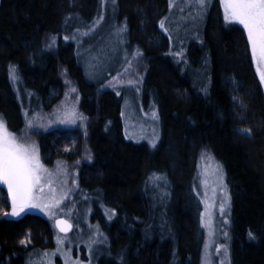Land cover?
<instances>
[{
	"label": "trees",
	"instance_id": "trees-1",
	"mask_svg": "<svg viewBox=\"0 0 264 264\" xmlns=\"http://www.w3.org/2000/svg\"><path fill=\"white\" fill-rule=\"evenodd\" d=\"M119 3L118 19L133 39L131 45L141 47L151 63L144 81L159 106L157 148L126 137L121 98L113 91L101 94L87 82L75 43L64 39L73 16L79 11L96 16L99 0H0V113L17 129L21 104L11 67L43 98L51 90L62 93L63 70L76 73L85 111L95 118L90 124L94 158L83 164L80 184L100 199L93 197L95 215L110 242L103 264H202L206 232L196 174L205 150L225 170L234 264H264V85L246 29L226 23L216 2L203 36L187 48L186 64L174 58L160 27L168 0ZM191 67L208 70L207 81L195 80L197 75L187 73ZM73 131L80 153L84 138ZM73 141L69 130L41 134L42 159L52 164ZM168 186L170 194L165 195ZM11 203L0 184V209ZM52 232L49 219L38 213L18 219L0 216V264H24L21 245H27L26 238L49 239Z\"/></svg>",
	"mask_w": 264,
	"mask_h": 264
},
{
	"label": "rangeland",
	"instance_id": "rangeland-1",
	"mask_svg": "<svg viewBox=\"0 0 264 264\" xmlns=\"http://www.w3.org/2000/svg\"><path fill=\"white\" fill-rule=\"evenodd\" d=\"M119 1L99 0L96 16L79 11L69 23L73 27L64 34V39L75 43L87 82L97 86L101 94L113 91L121 98L120 116L126 137L157 148L161 141L159 106L155 94L146 91L144 81L151 63L141 47L131 45L133 39L118 19ZM168 1L169 10L160 27L169 37L170 50L177 62L189 63L187 48L203 36L208 17L217 2L226 23H237L246 29L264 85V0ZM86 19L90 21L86 22ZM187 73L197 75L195 80L200 83L207 81L208 70L191 67ZM20 77L15 68L10 71L22 118L14 121L16 129L10 125L7 116L0 113V147L13 149L28 163L33 180L32 199L22 207L11 203L9 208H1L0 216L9 212L12 217H21L34 212L49 219L54 228L59 217L73 223L74 231L69 234L55 230V244L42 248L33 261L30 257V264H103L102 256H109L110 242L104 225L95 215L93 197L100 199L83 190L80 184L83 164L91 163L94 158L90 124L95 119L85 111L88 105L81 92L80 79L76 73L63 70L60 76L62 93L51 90V95L43 98L39 92L28 88ZM50 129L69 130L74 140L63 157H58L52 164L45 157L42 159L40 144L41 134ZM73 130H78L84 138L80 153L75 149L78 135ZM198 162L196 188L203 201L206 232L202 264H234L229 229L231 197L225 170L212 152L206 150ZM169 187L164 191L165 195L170 194ZM105 213L111 215L107 209Z\"/></svg>",
	"mask_w": 264,
	"mask_h": 264
},
{
	"label": "water",
	"instance_id": "water-1",
	"mask_svg": "<svg viewBox=\"0 0 264 264\" xmlns=\"http://www.w3.org/2000/svg\"><path fill=\"white\" fill-rule=\"evenodd\" d=\"M0 184L7 190L13 205H27L33 191L31 169L24 158L7 146L0 147ZM56 224L61 233L69 234L73 231V223L59 217Z\"/></svg>",
	"mask_w": 264,
	"mask_h": 264
},
{
	"label": "flooded vegetation",
	"instance_id": "flooded-vegetation-1",
	"mask_svg": "<svg viewBox=\"0 0 264 264\" xmlns=\"http://www.w3.org/2000/svg\"><path fill=\"white\" fill-rule=\"evenodd\" d=\"M92 123V122H91ZM81 136L83 137V135L81 134ZM83 147V143H82V146H81V148H80V152L82 151V148ZM32 197V196H31ZM32 199V198H31ZM31 199H30V201H31ZM29 201V202H30ZM15 206V205H14ZM15 207H22V206H15ZM10 210V209H9ZM24 216V215H23ZM6 219H18V218H20V217H12L11 215H10V213L8 212L7 214H6ZM22 217V216H21ZM57 220V219H56ZM52 225V224H51ZM57 228V229H56ZM56 228H54L53 227V225H52V229H53V232L55 231V230H58L59 232H61L59 229H58V226H57V224H56ZM74 231V230H73ZM53 232H52V237L50 238L49 237V239L47 240V242L46 241H44V240H40V241H37V240H35L34 239V237H33V234H31V236L29 237V238H26V241H27V245H21V249H22V251L24 252V254H23V258H24V264H26V263H29L30 264V261H33V259L34 258H36L37 256H38V254H40L42 251H41V249L42 248H45V247H47V246H50V247H52L54 244H55V241L53 240ZM63 234V233H62ZM32 258V260H30L31 258ZM60 258V257H59ZM30 260V261H29ZM57 263H58V261H57ZM59 264H61V263H59Z\"/></svg>",
	"mask_w": 264,
	"mask_h": 264
},
{
	"label": "bare ground",
	"instance_id": "bare-ground-1",
	"mask_svg": "<svg viewBox=\"0 0 264 264\" xmlns=\"http://www.w3.org/2000/svg\"><path fill=\"white\" fill-rule=\"evenodd\" d=\"M75 52H76V51H75ZM76 57H77V56H76ZM11 70H12V69H11ZM10 79H11V78H10ZM14 91H15V90H14ZM15 92H16V91H15ZM16 94H17V93H16ZM58 97H60V96H57V98H58ZM55 98H56V97H55ZM19 101H20V100H19ZM121 117H122V115H121ZM121 121H122V120H121ZM125 139H126V138H125ZM67 147H68V146H67ZM64 149H65V147H64ZM54 159H55V158H54ZM152 175H153V174H152ZM151 177H152V176H150V179H152ZM164 180H165V179H164ZM150 181H151V180H150ZM152 183H153V181H152ZM155 183H156V182H155ZM155 183H153L154 185L151 184V185H152V188L155 187ZM156 184H157V183H156ZM164 184H165V183H164ZM163 186H164V185H163ZM147 187H148V186H147ZM150 187H151V186H150ZM164 187H165V186H164ZM155 188L157 189V187H155ZM172 189H173V188H172ZM172 189H171V190H172ZM157 190H158V189H157ZM89 191H90V190H89ZM91 191H92V190H91ZM171 192H173V190H172ZM89 193H90V192H89ZM152 193H153V192H152ZM92 194H93V193H92ZM94 194H96V193H94ZM153 194H154V193H153ZM171 196H172V195H171ZM171 196H170V197H171ZM157 197H158V195H157ZM89 198H90V197H89ZM91 198H92V197H91ZM154 198H155V196H154ZM160 198H162V197H160ZM168 198H169V197H168ZM157 199H158V198H157ZM158 201H159V200H158ZM160 201H161V200H160ZM101 206H102V205H101ZM100 208H101V207H100ZM100 208H99V209H100Z\"/></svg>",
	"mask_w": 264,
	"mask_h": 264
}]
</instances>
